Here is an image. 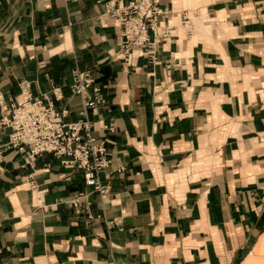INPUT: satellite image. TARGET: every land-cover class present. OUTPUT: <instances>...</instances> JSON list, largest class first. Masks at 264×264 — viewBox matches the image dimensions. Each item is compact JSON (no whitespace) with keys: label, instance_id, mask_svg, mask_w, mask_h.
Segmentation results:
<instances>
[{"label":"crops","instance_id":"crops-1","mask_svg":"<svg viewBox=\"0 0 264 264\" xmlns=\"http://www.w3.org/2000/svg\"><path fill=\"white\" fill-rule=\"evenodd\" d=\"M110 1L0 0V115L58 88L79 119L73 69H90L108 103L89 118L112 155L101 197L53 154L24 166L7 150L0 264H264V0H160L176 23L195 15L156 63L116 58Z\"/></svg>","mask_w":264,"mask_h":264},{"label":"built area","instance_id":"built-area-1","mask_svg":"<svg viewBox=\"0 0 264 264\" xmlns=\"http://www.w3.org/2000/svg\"><path fill=\"white\" fill-rule=\"evenodd\" d=\"M194 15L185 10L180 14V23H176L173 13L160 0L110 1L105 17L117 27L116 58L129 63L133 58L147 56L151 62H158V43L171 37L178 25L186 27L191 34ZM71 89L83 98L82 117L75 121H66L69 111L57 107L54 98L60 99L58 88L53 89L52 95L44 94L36 99L24 93L22 101L0 115V133L11 129L9 141L0 145V167L9 149L25 154L24 166L36 161L39 155L50 153L62 164L81 170L85 184L106 197L110 186L101 180L100 174L112 162L111 150L108 140L96 134L95 121L89 118V113L106 105L108 99L90 69L78 66L73 69ZM103 128L113 132L115 125L104 124ZM87 197V192H80L73 203L78 205L80 198Z\"/></svg>","mask_w":264,"mask_h":264},{"label":"water","instance_id":"water-1","mask_svg":"<svg viewBox=\"0 0 264 264\" xmlns=\"http://www.w3.org/2000/svg\"><path fill=\"white\" fill-rule=\"evenodd\" d=\"M68 264H73L72 261H68Z\"/></svg>","mask_w":264,"mask_h":264}]
</instances>
